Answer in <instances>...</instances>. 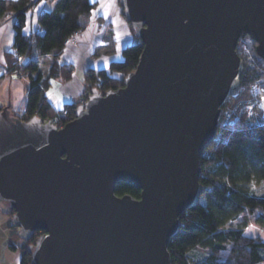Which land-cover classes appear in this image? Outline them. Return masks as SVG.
Returning <instances> with one entry per match:
<instances>
[{
    "label": "water",
    "instance_id": "95a60500",
    "mask_svg": "<svg viewBox=\"0 0 264 264\" xmlns=\"http://www.w3.org/2000/svg\"><path fill=\"white\" fill-rule=\"evenodd\" d=\"M120 1L144 45L124 86L93 88L61 126L0 108V208L22 238L42 232L31 264H173L201 158L241 91L240 40L264 59V0Z\"/></svg>",
    "mask_w": 264,
    "mask_h": 264
},
{
    "label": "trees",
    "instance_id": "16d2710c",
    "mask_svg": "<svg viewBox=\"0 0 264 264\" xmlns=\"http://www.w3.org/2000/svg\"><path fill=\"white\" fill-rule=\"evenodd\" d=\"M40 1L0 0V23L14 18L15 50L7 54L9 72L37 73L30 77L27 110L22 118L37 116L61 126L75 118L80 102L65 103L56 109L46 91L51 79L66 82L72 78L74 64L61 58L64 42L75 30L83 31L88 27L96 3L93 0H52L38 14V26L44 31L27 32L29 15ZM248 40L241 39L237 48L245 61L242 85L264 76V59L257 54V43L250 37ZM244 41L249 43L250 50L243 45ZM110 44L109 49L98 47L96 55L103 50L113 51L112 39ZM143 47L135 34L133 42L123 49L121 60L111 62L107 68H89L85 73L84 97L93 88L105 92L124 86L126 76L138 64ZM23 56L29 60L20 68L17 60ZM45 56L53 59L48 77L38 73ZM201 166L200 182L204 190L199 203L180 216V231L169 244L173 264H264V236H249L245 229L248 219L264 229V194H256L249 185L264 180V120L243 115L235 123L218 127L201 158ZM116 193L140 197L141 190L128 182H120ZM0 211L13 219L14 210L4 212L0 208ZM13 228L16 230L11 233L12 243L22 252L21 264H31L30 246L42 232L36 231L26 239L18 234L14 224ZM192 250L201 253L200 259L192 260Z\"/></svg>",
    "mask_w": 264,
    "mask_h": 264
},
{
    "label": "crops",
    "instance_id": "0c3cea01",
    "mask_svg": "<svg viewBox=\"0 0 264 264\" xmlns=\"http://www.w3.org/2000/svg\"><path fill=\"white\" fill-rule=\"evenodd\" d=\"M93 1L98 3V7L93 12L89 26L81 33L78 44L64 48L61 55L63 60L75 65L72 78L66 82L51 79V86L46 91L49 101L56 109L62 108L65 103L79 101L86 90V71L89 68H107L111 62L121 60L123 48L134 39L131 25L122 13L119 0ZM108 25H112L116 48L109 53L96 55L95 48L105 44ZM37 29L44 31L38 26V13L34 10L29 15L26 31ZM14 42V18H10L0 23V107L9 106L14 114L24 117L30 77L36 76L37 73L18 75L9 72L7 54L15 50ZM52 63L50 56L43 57L38 73L48 77ZM1 214L8 216L0 211V264H21L22 252L13 247L11 238V233L16 230L13 228L12 218L8 216L10 219H6Z\"/></svg>",
    "mask_w": 264,
    "mask_h": 264
},
{
    "label": "rangeland",
    "instance_id": "374dc122",
    "mask_svg": "<svg viewBox=\"0 0 264 264\" xmlns=\"http://www.w3.org/2000/svg\"><path fill=\"white\" fill-rule=\"evenodd\" d=\"M51 1L52 0H49L48 2H46L45 3V6L46 7H48L49 5H50V3H51ZM120 1V0H119ZM95 2V1H94ZM96 3V6H95V8L93 9V11H92V15H91V19H90V22H91V20H92V18H93V12H94V10H96V8L98 7V3L97 2H95ZM38 5H39V3L37 4V6L34 8V10H36V12L39 14V12H38V10H37V7H38ZM120 5V8L122 9V7H121V4H119ZM104 21V20H103ZM90 22H89V24H90ZM103 23H105V22H103ZM89 26V25H88ZM131 29H132V27H131ZM86 30V29H85ZM84 31V30H83ZM82 31V32H83ZM105 44L104 45H98L96 48H95V52H96V50L98 49V47H100V46H104V47H107L108 49L109 48H111L112 46H111V44H110V42H111V39L114 41V43H115V40H114V38H113V30H112V25H108V27H107V29H106V31H105ZM132 34H133V37L135 38V32H134V30L132 29ZM248 38L249 37H246V38H244L245 39V41H249L248 40ZM134 40V39H133ZM243 42L244 44L243 45H245L246 47H247V49H249L248 47H249V43L248 42ZM133 42V41H132ZM76 44H78V42L76 43ZM130 44V43H129ZM129 44H127V45H129ZM126 47V46H125ZM124 47V48H125ZM115 48H116V43H115V45H114V50H115ZM123 48V49H124ZM250 50V49H249ZM111 51H112V49H111ZM111 51H108V50H103L101 53H100V55L101 54H103L104 52H111ZM122 57H123V55H122ZM75 66V65H74ZM98 70V69H97ZM22 73V75H26V74H28V73H30V72H25V71H22L21 72ZM32 74V73H31ZM20 75V74H19ZM257 83L258 82H262V83H264V76L260 79V80H258V81H256ZM253 83H255V82H253ZM253 83H250V84H246V88L242 91V92H240L237 96H235V97H232V99H231V102H230V104H229V110L231 109V111L238 105V103H240L241 101H245V102H251V105L249 106V107H247L246 106V110H245V114H244V117L245 118H249V117H252V115H254V117H258L259 115H260V109H262V107H260L261 106V104H253V101H254V97H256L255 96V94L251 91V84H253ZM235 112V111H234ZM234 112H232V116H233V113ZM252 114V115H251ZM220 126H222L221 124H220ZM219 126V127H220ZM250 185V188H251V190L253 191V192H255L256 194H258V195H262V194H264V180L263 181H254V182H252L251 184H249ZM2 215V214H1ZM2 217H6V219H10L8 216H4V215H2ZM12 222H13V219H12ZM248 224L245 226V229H246V234L247 235H249V236H254V237H258V236H260V235H262V236H264V229L257 223V222H255L253 219H248V222H247ZM200 257H201V253H199V251L198 250H192V252H191V258H192V260L193 261H195V260H198V259H200Z\"/></svg>",
    "mask_w": 264,
    "mask_h": 264
},
{
    "label": "built area",
    "instance_id": "2783aa9c",
    "mask_svg": "<svg viewBox=\"0 0 264 264\" xmlns=\"http://www.w3.org/2000/svg\"><path fill=\"white\" fill-rule=\"evenodd\" d=\"M49 0H42L40 1L37 10L38 12H42L46 6L45 3L48 2ZM82 33V30H75L72 34H70L64 42V48L74 45L78 42L79 37ZM29 59H27L26 56H23L21 58H19L17 60V64L18 66L24 67V65L28 62ZM246 88V84L242 85L241 87V91L242 92L244 89ZM251 91L255 94L256 97H254V101L253 104H261L260 107H262V109H260V115L258 117H261L264 120V83L262 82H255L253 84H251ZM235 97V96H234ZM231 102V101H230ZM230 102L224 107V113L222 116V119L220 121V124L222 126H226L228 124L231 123H235L237 120H239L240 117H242L246 112H245V108L246 106L249 107L251 105V102H245V101H241L240 103H238V105L231 111V109L229 110V104ZM235 111V112H234ZM232 112L233 116H232ZM252 115V114H251ZM254 115H252L253 117ZM44 121H52L51 119H45ZM53 122V121H52Z\"/></svg>",
    "mask_w": 264,
    "mask_h": 264
},
{
    "label": "flooded vegetation",
    "instance_id": "af4514ba",
    "mask_svg": "<svg viewBox=\"0 0 264 264\" xmlns=\"http://www.w3.org/2000/svg\"><path fill=\"white\" fill-rule=\"evenodd\" d=\"M84 95H85V93H84ZM86 98H87V97H84V96H83V97H81V98L79 99V101H77V102H80V103H81V102H82L83 100H85ZM77 102H74V103H77Z\"/></svg>",
    "mask_w": 264,
    "mask_h": 264
}]
</instances>
